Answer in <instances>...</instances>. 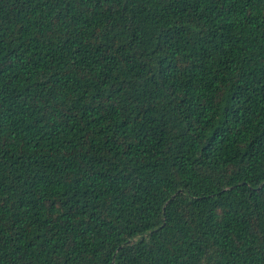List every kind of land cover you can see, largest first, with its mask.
<instances>
[{"label": "trees", "instance_id": "trees-1", "mask_svg": "<svg viewBox=\"0 0 264 264\" xmlns=\"http://www.w3.org/2000/svg\"><path fill=\"white\" fill-rule=\"evenodd\" d=\"M0 264H264V0H0Z\"/></svg>", "mask_w": 264, "mask_h": 264}]
</instances>
